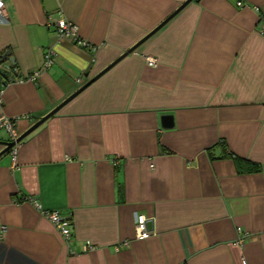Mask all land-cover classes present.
Listing matches in <instances>:
<instances>
[{
    "label": "crops",
    "instance_id": "1",
    "mask_svg": "<svg viewBox=\"0 0 264 264\" xmlns=\"http://www.w3.org/2000/svg\"><path fill=\"white\" fill-rule=\"evenodd\" d=\"M2 1L0 70L17 74L0 116L20 135L186 0ZM263 32L264 0H191L0 155V264H264ZM42 211L70 221L67 242Z\"/></svg>",
    "mask_w": 264,
    "mask_h": 264
},
{
    "label": "built area",
    "instance_id": "2",
    "mask_svg": "<svg viewBox=\"0 0 264 264\" xmlns=\"http://www.w3.org/2000/svg\"><path fill=\"white\" fill-rule=\"evenodd\" d=\"M238 6H242L241 2H237ZM0 23H8L7 18L5 17L4 13V3L2 0H0ZM54 28H55V34L60 38H68L74 41L76 44L82 46V47H88V45L78 37V28L77 25L74 24L71 21H68L67 19L63 17H59L54 22ZM264 34V32H263ZM145 61L148 66H154L156 64V60L151 57H146ZM54 62V53L51 49H47L43 56V62L39 69L34 71L31 75L28 76L29 79H35V77L43 70L49 68ZM11 76L17 74V69L13 67L11 69ZM78 83L81 84L80 80H78ZM16 119H9L4 116H0V129H4L10 140H15L18 136L16 132ZM15 150H12V153H14ZM14 160V157H13ZM14 162L12 165V168L14 167ZM31 203L35 206H37V203L35 200H31ZM38 207V206H37ZM42 214L44 217H46L55 227V229L58 231L60 236L64 239V241H68L71 237V223L68 219H65L61 217L56 211H42ZM147 221L148 217L144 214L136 215L135 218V238L142 240L148 238L152 232L147 227ZM1 229H4V227H1ZM237 232H240V229H237ZM244 236L241 237L237 243H243ZM126 244V242H124ZM93 249V246L89 243H86L83 247L84 251H89Z\"/></svg>",
    "mask_w": 264,
    "mask_h": 264
},
{
    "label": "water",
    "instance_id": "3",
    "mask_svg": "<svg viewBox=\"0 0 264 264\" xmlns=\"http://www.w3.org/2000/svg\"><path fill=\"white\" fill-rule=\"evenodd\" d=\"M191 0L184 1L179 7L171 13L162 23H160L155 29H153L144 39H146L148 36H150L153 32H155L158 28H160L164 23H166L170 18H172L178 11H180L185 4H187ZM142 39L139 43L129 48L125 53H123L119 58H117L115 61H113L110 65H108L105 69L100 71L98 74L93 76L91 79H89L84 85H82L79 89H77L75 92H73L67 99H65L62 103H60L57 107H55L53 110H51L49 113H47L45 116L41 117L39 120H37L35 123H33L28 129H26L23 133L17 136L15 140H7L2 142V145L4 148L0 151V155L12 150L22 139H24L28 134H30L32 131H34L37 127H39L47 118L54 115L59 108L65 104L67 101L72 99L74 96H76L81 90H83L87 85H89L91 82L96 80L101 74H103L106 70H108L113 64H115L120 58L126 56L128 53H131L136 49V47L144 40ZM10 54L9 51H6L2 57L8 56ZM162 119V126L164 128L172 126V117L170 115H164L161 117ZM147 227L150 230L152 228L151 221H147Z\"/></svg>",
    "mask_w": 264,
    "mask_h": 264
},
{
    "label": "trees",
    "instance_id": "4",
    "mask_svg": "<svg viewBox=\"0 0 264 264\" xmlns=\"http://www.w3.org/2000/svg\"><path fill=\"white\" fill-rule=\"evenodd\" d=\"M14 76L15 75H12L10 77V75L8 73L0 70V80H2L3 83H6L9 80H12L14 78ZM232 157H233L234 163L236 164L237 171L239 173L247 172V171H257L259 168V165L257 163H252L250 161H246L244 159L234 157V156H232Z\"/></svg>",
    "mask_w": 264,
    "mask_h": 264
}]
</instances>
